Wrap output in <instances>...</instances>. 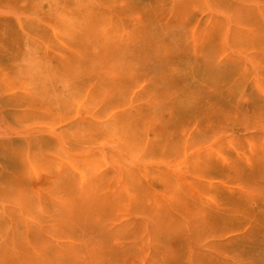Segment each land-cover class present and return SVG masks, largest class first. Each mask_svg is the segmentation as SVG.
<instances>
[{
    "label": "rangeland",
    "instance_id": "obj_1",
    "mask_svg": "<svg viewBox=\"0 0 264 264\" xmlns=\"http://www.w3.org/2000/svg\"><path fill=\"white\" fill-rule=\"evenodd\" d=\"M263 96L264 0H0V264H264Z\"/></svg>",
    "mask_w": 264,
    "mask_h": 264
},
{
    "label": "bare ground",
    "instance_id": "obj_2",
    "mask_svg": "<svg viewBox=\"0 0 264 264\" xmlns=\"http://www.w3.org/2000/svg\"><path fill=\"white\" fill-rule=\"evenodd\" d=\"M121 4V3H120ZM72 5V4H71ZM136 16H138V15H136ZM164 21V20H163ZM207 24V23H206ZM107 28V27H106ZM109 28H110V26H109ZM104 29V28H103ZM200 31V30H199ZM190 32H191V30H190ZM129 35V34H128ZM193 36V35H192ZM198 37H199V35H198ZM128 39V38H127ZM199 40V39H198ZM197 40V41H198ZM113 44V43H112ZM111 44V45H112ZM129 44V43H128ZM196 46V45H195ZM166 50V49H165ZM225 51V50H224ZM27 52V51H26ZM165 54V53H164ZM162 56H163V54H162ZM219 61V60H218ZM79 65V64H78ZM41 66V65H40ZM80 66V65H79ZM245 68V67H244ZM79 70V69H78ZM77 73V72H76ZM141 84V83H140ZM92 88V87H91ZM90 88V89H91ZM264 97V96H263ZM140 103V102H139ZM122 106V105H121ZM84 108V107H83ZM123 110V109H122ZM23 112H25V111H23ZM57 112V111H56ZM95 112V111H94ZM24 114V113H23ZM110 117V116H109ZM116 120V119H115ZM105 136V135H104ZM119 138V137H118ZM108 140V139H107ZM212 141V140H211ZM147 145V144H146ZM146 147V146H145ZM195 147V146H194ZM206 147V146H205ZM186 148V147H185ZM131 149V148H130ZM202 152V151H201ZM195 153V152H194ZM220 155V154H219ZM135 156V155H134ZM141 156H143V155H141ZM140 156V157H141ZM30 157H31V155H30ZM65 158V157H64ZM225 158V157H224ZM69 159V158H68ZM88 160V159H87ZM115 160V159H114ZM90 161H92V160H90ZM196 161V160H195ZM113 162V161H112ZM74 163V162H73ZM92 163V162H91ZM121 163V162H120ZM186 163H188V162H186ZM71 164V163H70ZM118 164V163H117ZM122 164V163H121ZM184 164V163H183ZM193 164H194V162H193ZM65 166V165H64ZM93 166V165H92ZM194 166V165H193ZM66 167V166H65ZM75 167V166H74ZM125 167V166H124ZM57 168H58V166H57ZM61 168V167H60ZM41 169V168H40ZM56 169V168H55ZM124 169V168H123ZM170 169V168H169ZM112 170V169H111ZM182 170V169H181ZM57 171V170H56ZM184 171V170H183ZM129 172V171H128ZM93 173V172H92ZM99 173V172H98ZM42 174V173H41ZM40 174V175H41ZM43 175V174H42ZM45 175V174H44ZM59 175V174H58ZM50 180V179H49ZM80 180V179H79ZM82 181V180H81ZM127 182V181H126ZM127 185V184H126ZM32 187V186H31ZM115 188V187H114ZM29 191H30V189H29ZM111 191H112V189H111ZM121 193V192H120ZM33 195H34V192H33ZM36 197V196H35ZM158 197V196H157ZM206 197V196H205ZM6 210V209H5ZM189 243V242H188ZM44 247V246H43ZM200 249V248H199ZM197 250V249H196ZM212 250V249H211ZM43 252V251H42ZM98 254V253H97ZM42 259V258H41ZM147 259V258H146ZM146 261V260H145ZM189 264V263H188Z\"/></svg>",
    "mask_w": 264,
    "mask_h": 264
}]
</instances>
